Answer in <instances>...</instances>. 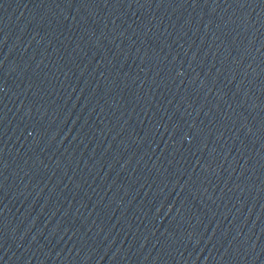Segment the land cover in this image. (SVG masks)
I'll use <instances>...</instances> for the list:
<instances>
[{
    "label": "water",
    "instance_id": "obj_1",
    "mask_svg": "<svg viewBox=\"0 0 264 264\" xmlns=\"http://www.w3.org/2000/svg\"><path fill=\"white\" fill-rule=\"evenodd\" d=\"M203 216L264 264V0H47Z\"/></svg>",
    "mask_w": 264,
    "mask_h": 264
}]
</instances>
